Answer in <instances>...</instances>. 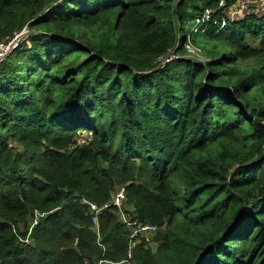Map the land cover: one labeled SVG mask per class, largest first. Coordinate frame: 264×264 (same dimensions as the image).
Wrapping results in <instances>:
<instances>
[{
    "label": "trees",
    "instance_id": "trees-1",
    "mask_svg": "<svg viewBox=\"0 0 264 264\" xmlns=\"http://www.w3.org/2000/svg\"><path fill=\"white\" fill-rule=\"evenodd\" d=\"M23 30L0 61V264H123L118 209L98 241L88 209L120 186L156 227L137 264H264V0H0V41Z\"/></svg>",
    "mask_w": 264,
    "mask_h": 264
},
{
    "label": "built area",
    "instance_id": "built-area-1",
    "mask_svg": "<svg viewBox=\"0 0 264 264\" xmlns=\"http://www.w3.org/2000/svg\"><path fill=\"white\" fill-rule=\"evenodd\" d=\"M250 1H240L238 3L237 11H241L249 5ZM24 31V30H23ZM15 35L11 39L7 41H0V61L3 60L8 53L12 51L17 46V42L19 39ZM188 47L189 52L191 49L195 51L194 47L192 45H186ZM125 189L123 186L118 187L113 195L111 196V199L109 202L103 203V204H96L94 202H88V209L91 215V222L93 224V228L95 231V234L97 236V241L100 238V229H99V215L103 211H106L110 208V206H114L119 211V221L128 229L130 238L132 239L130 241V248L126 254V258L122 261L123 264H137L132 259V252H131V246L135 243L140 241L143 237H151L152 234L156 231V227L153 224L149 223H143L140 222L137 217L135 216L134 212L130 210V208H127L125 206ZM27 240V239H26Z\"/></svg>",
    "mask_w": 264,
    "mask_h": 264
},
{
    "label": "rangeland",
    "instance_id": "rangeland-1",
    "mask_svg": "<svg viewBox=\"0 0 264 264\" xmlns=\"http://www.w3.org/2000/svg\"><path fill=\"white\" fill-rule=\"evenodd\" d=\"M235 12H238L237 10H235ZM234 12V9L229 13L230 14V16H232V17H235L236 16V14H239V13H235ZM190 55H196V56H194V57H196V58H201V56H200V54L199 55H197V52H196V50L195 51H193L192 49H191V51H190ZM127 208H130V207H127Z\"/></svg>",
    "mask_w": 264,
    "mask_h": 264
},
{
    "label": "water",
    "instance_id": "water-1",
    "mask_svg": "<svg viewBox=\"0 0 264 264\" xmlns=\"http://www.w3.org/2000/svg\"><path fill=\"white\" fill-rule=\"evenodd\" d=\"M24 34H25V31H22L21 33L18 34V36L16 38L20 39Z\"/></svg>",
    "mask_w": 264,
    "mask_h": 264
}]
</instances>
